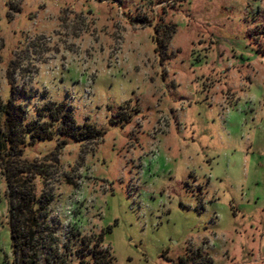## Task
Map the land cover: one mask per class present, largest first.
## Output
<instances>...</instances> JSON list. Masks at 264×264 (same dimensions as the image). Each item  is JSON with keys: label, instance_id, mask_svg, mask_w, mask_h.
Masks as SVG:
<instances>
[{"label": "rangeland", "instance_id": "obj_1", "mask_svg": "<svg viewBox=\"0 0 264 264\" xmlns=\"http://www.w3.org/2000/svg\"><path fill=\"white\" fill-rule=\"evenodd\" d=\"M0 98L101 133L16 157L67 264H264V0H0Z\"/></svg>", "mask_w": 264, "mask_h": 264}, {"label": "trees", "instance_id": "obj_2", "mask_svg": "<svg viewBox=\"0 0 264 264\" xmlns=\"http://www.w3.org/2000/svg\"><path fill=\"white\" fill-rule=\"evenodd\" d=\"M1 116L4 118L2 122L0 119V170L5 176L8 188V227L13 264H67L63 258L65 251L62 252L56 247V238L46 235L52 233L47 224L50 195L42 191L38 197L35 196L33 187L22 182L25 179L20 177L23 173L30 174L31 179L44 174L32 163L25 162L26 167H21L16 157L22 155L24 145L33 144L36 140L52 139L55 133L73 137L80 142L93 143L100 140L101 133L89 123H84L83 127L77 125L72 116V106L65 101L48 100L37 107L36 119L47 117L49 123L36 119L27 121L26 109L14 103L11 98L5 103L0 98ZM57 121L62 125L54 131L51 124ZM63 144L64 140H59L55 149L48 154L51 161L58 160ZM45 247L48 255L40 259V248ZM205 261L210 264L208 259Z\"/></svg>", "mask_w": 264, "mask_h": 264}]
</instances>
